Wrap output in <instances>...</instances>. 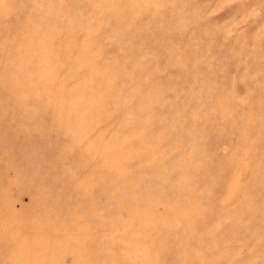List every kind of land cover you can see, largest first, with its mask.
I'll return each mask as SVG.
<instances>
[{"label": "rangeland", "instance_id": "rangeland-1", "mask_svg": "<svg viewBox=\"0 0 264 264\" xmlns=\"http://www.w3.org/2000/svg\"><path fill=\"white\" fill-rule=\"evenodd\" d=\"M0 264H264V0H0Z\"/></svg>", "mask_w": 264, "mask_h": 264}]
</instances>
